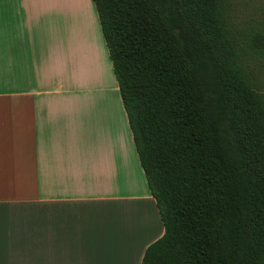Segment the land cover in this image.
<instances>
[{"label": "trees", "instance_id": "obj_1", "mask_svg": "<svg viewBox=\"0 0 264 264\" xmlns=\"http://www.w3.org/2000/svg\"><path fill=\"white\" fill-rule=\"evenodd\" d=\"M93 0L165 233L142 264H264V0Z\"/></svg>", "mask_w": 264, "mask_h": 264}, {"label": "crops", "instance_id": "obj_2", "mask_svg": "<svg viewBox=\"0 0 264 264\" xmlns=\"http://www.w3.org/2000/svg\"><path fill=\"white\" fill-rule=\"evenodd\" d=\"M84 1L0 0V264H142L165 233Z\"/></svg>", "mask_w": 264, "mask_h": 264}, {"label": "rangeland", "instance_id": "obj_3", "mask_svg": "<svg viewBox=\"0 0 264 264\" xmlns=\"http://www.w3.org/2000/svg\"><path fill=\"white\" fill-rule=\"evenodd\" d=\"M72 4H85L84 0H61ZM259 2V0H257ZM229 9L235 20H248L252 15L253 0H228Z\"/></svg>", "mask_w": 264, "mask_h": 264}]
</instances>
